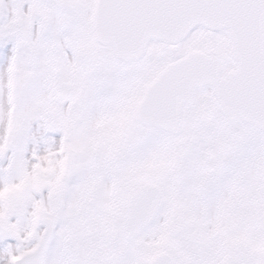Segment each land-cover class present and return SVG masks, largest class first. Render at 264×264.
Instances as JSON below:
<instances>
[{"label": "snow or ice", "instance_id": "snow-or-ice-1", "mask_svg": "<svg viewBox=\"0 0 264 264\" xmlns=\"http://www.w3.org/2000/svg\"><path fill=\"white\" fill-rule=\"evenodd\" d=\"M0 264H264V0H0Z\"/></svg>", "mask_w": 264, "mask_h": 264}]
</instances>
